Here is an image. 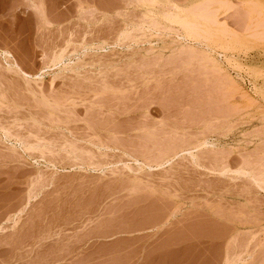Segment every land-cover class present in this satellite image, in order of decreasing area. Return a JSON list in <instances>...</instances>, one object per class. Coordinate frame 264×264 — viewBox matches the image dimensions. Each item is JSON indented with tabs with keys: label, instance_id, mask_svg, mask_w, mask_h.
Segmentation results:
<instances>
[{
	"label": "rangeland",
	"instance_id": "obj_1",
	"mask_svg": "<svg viewBox=\"0 0 264 264\" xmlns=\"http://www.w3.org/2000/svg\"><path fill=\"white\" fill-rule=\"evenodd\" d=\"M155 250L264 264V0H0V264Z\"/></svg>",
	"mask_w": 264,
	"mask_h": 264
},
{
	"label": "crops",
	"instance_id": "obj_2",
	"mask_svg": "<svg viewBox=\"0 0 264 264\" xmlns=\"http://www.w3.org/2000/svg\"><path fill=\"white\" fill-rule=\"evenodd\" d=\"M155 254L153 257L156 258V260L152 264H197V261L199 260V251H194L191 254L187 250L183 251H175L171 253L168 257L172 258V262L166 263L163 259L165 258V251L162 250H155L152 251ZM144 256L148 254V251H144ZM191 257L192 261L189 263L188 258Z\"/></svg>",
	"mask_w": 264,
	"mask_h": 264
}]
</instances>
